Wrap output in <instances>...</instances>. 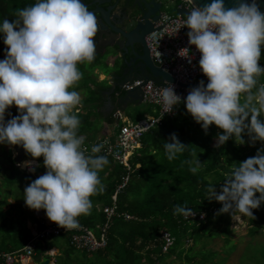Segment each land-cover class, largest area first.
<instances>
[{
    "label": "trees",
    "instance_id": "obj_1",
    "mask_svg": "<svg viewBox=\"0 0 264 264\" xmlns=\"http://www.w3.org/2000/svg\"><path fill=\"white\" fill-rule=\"evenodd\" d=\"M50 2L0 0V61L12 62L22 70L16 80L30 75L43 59L37 45L42 30L26 27H31L36 15ZM180 4L181 0H177L175 11ZM259 18L252 22L258 39L251 65L242 69L228 87L207 89L204 99L190 97L173 115L143 134L140 146L128 159V170L108 156L83 154L80 148L71 150L67 142L59 143L55 139H50L44 157L34 159L39 165L45 163V158L57 165L66 164L67 171L72 169L75 174L72 184L79 190L78 200L88 204L85 209L79 208L58 189L45 190L46 196L65 202L61 215L63 227L77 225L95 232L107 223L106 247L92 253L84 251L95 255L91 264L100 260L104 264H159L171 256L185 259L184 264L193 261L217 264L213 252L208 254L209 258L205 254L193 255L195 242L223 236L226 249H233L229 231H218L220 221L227 222L232 215L242 214L250 223L257 219L264 222V97L255 101L264 93V15ZM76 19L68 15L63 21ZM79 30L73 26L61 32L68 35ZM77 39L83 47L84 38ZM101 83L104 81L94 85L88 99L94 102V110L88 108L90 114L86 108L67 114L59 123V138L67 137L65 134L77 140L83 138L80 144L92 139L97 131V119L102 115L98 106L104 103V92L109 88L107 83L106 86ZM114 92L123 94L120 88ZM104 119L111 124L113 112ZM3 172L7 173L5 169ZM8 176L12 177V184L25 180L29 188L38 184L34 175L15 164H11ZM2 179L5 184V178ZM113 202L115 215L107 220L103 209L111 207ZM189 213L194 217L186 218ZM201 214L203 217L199 218ZM10 224L0 225V231L7 236L1 238L0 247L6 251L8 246L22 248L33 238L25 224L18 221ZM263 228L264 224H260L250 233ZM164 231L173 238L165 252L162 250ZM57 238L65 241L67 252H73L68 233Z\"/></svg>",
    "mask_w": 264,
    "mask_h": 264
},
{
    "label": "rangeland",
    "instance_id": "obj_2",
    "mask_svg": "<svg viewBox=\"0 0 264 264\" xmlns=\"http://www.w3.org/2000/svg\"><path fill=\"white\" fill-rule=\"evenodd\" d=\"M174 4L175 3H169L164 0L162 12L174 15L176 13ZM259 19V16H253L248 18L246 23H254L259 21ZM62 36V32L58 31L50 34V36L47 38L48 44L40 48L41 55L47 62L45 66L43 65V61L37 68L35 67L33 76L36 77L37 74L40 75L42 86L38 88L36 86L37 84L34 85L30 82L26 83L31 90V98L34 99V103L37 106H34V116L25 118L24 110H18L16 106H11L10 108V105L8 106L7 103H1L0 101V225L10 224L18 221V218L16 217L19 216L18 214L27 211V208L29 207V201H34L36 203L39 201L41 202L42 198L46 197L44 191L48 190L49 188L58 189L62 194L68 195V197L74 200L73 202L76 203L79 208L85 209L88 206L84 200H78L79 197L77 193L79 190L76 184H72V181L76 178L75 174L71 172L72 169L71 171L68 170L65 172V166H58L53 160L49 161L45 158V163L40 165V169L44 167L45 171H48L45 178L46 187H44V189L41 188V183H38L33 188H29L26 184L27 180H25L26 182L23 181V183L12 184L14 181L11 180L12 177L10 178L8 176V172L11 170V164L16 163L14 158H11V151L9 152L7 150L15 142L20 141V139H24L27 144V153L24 158H30L33 160L45 156L47 149L50 148V139H55L59 143L62 141L67 142L71 150H79V148L81 149L82 145L84 144H80L82 142L81 138L77 140L71 134H69L71 135L70 137H68V134H65L67 137L63 136V138H59L58 134L60 132L58 127L61 121L58 114L52 113H54V110H59L61 112L65 111L66 113L68 112V109L71 108L70 106L62 105L61 102L54 101L57 100V96L59 94H62V100L66 99L68 100V103L73 105V103H71L73 100L72 97L77 95L76 92H73L74 88L76 89L78 87H82L80 90H84L86 82L88 83L89 87L91 84L92 86L98 84L95 81L98 76L96 74L93 75L94 70H96V72L103 73L104 75H108V72L112 71V67L111 65L109 67L107 66V54L104 56L106 57L107 62L94 59V57L85 53L76 43V41L74 42L72 40V38L67 37L66 39H61L60 37ZM262 39L264 41V33L262 34ZM98 61H100V63H97ZM93 64H95V66L91 68ZM3 65L5 68L4 72H6L7 65L5 63ZM101 85L106 86V81L101 83ZM43 88L48 91V95L46 94V97L43 95ZM88 89L89 88H87V90H85L83 93L84 97L86 98L85 100L91 98V88L89 90ZM23 97L24 99L27 98L28 93L25 92ZM263 97L264 93H261V95L255 99V101H259ZM24 99L21 98V101L23 100L25 102ZM146 105L152 109L155 108L152 105L143 102L137 107L127 108L125 113L123 112L122 115L127 117L128 122L134 123L136 121L132 120L140 117L142 109L144 110L147 108ZM45 108L48 112L43 114ZM9 110L14 111L12 115L14 120L10 125H8L7 121L2 118V113ZM118 124L123 125L124 122L119 121ZM91 140L92 139H90V141ZM19 168L22 170L21 167ZM4 169L7 171L5 174L3 172ZM2 178H5V184L2 183ZM79 178L82 179L83 177L80 176ZM34 179L35 183H37L38 178L35 174ZM84 179L82 181L86 182ZM89 182L92 183L93 181H88L87 183ZM99 189L100 188L97 186L96 190L98 191ZM39 190L41 191L38 198L33 200L35 197L34 195ZM9 198L18 201L25 200L26 198L27 201L23 203V206H16L17 208L11 206L7 211V209H5L6 206L11 203ZM99 207L100 205H97V208ZM30 211L31 210H29V212ZM249 221H251L249 218L239 214L232 215L227 222L220 221V224H218L219 232L224 229L229 231L231 243L235 245L233 249L229 247L226 249L224 237L219 236L213 240L202 241L201 243H199V241L195 242L193 252L196 254L193 255L205 254L206 257L209 258L208 254L213 252L216 256L213 260L217 264H264V228L262 230L257 229L258 231L254 232L253 234L250 233L251 229L255 230L256 227H259L260 224L263 225L264 222L262 219H257L251 223ZM5 238H7V236H5ZM188 244L191 245V242ZM34 246L36 247L34 252L37 253V256L32 257V259L37 264L41 263L38 262L40 261V255L43 254L44 246H46L47 249L55 248L58 250L57 256L54 257L55 264H70L72 259L78 260L79 263L85 262V264H91V262L95 259L94 254L88 258L84 251H74L73 256H70V259L67 258L66 254H69V252H64L67 245H65V241L62 238H52V242L50 243L38 241L34 244ZM84 258L88 259L85 260ZM194 262L195 261H193L192 264H194ZM94 263L104 264L105 261L100 260V262L95 261ZM184 263L185 259H179L176 256H171L159 264Z\"/></svg>",
    "mask_w": 264,
    "mask_h": 264
},
{
    "label": "built area",
    "instance_id": "obj_3",
    "mask_svg": "<svg viewBox=\"0 0 264 264\" xmlns=\"http://www.w3.org/2000/svg\"><path fill=\"white\" fill-rule=\"evenodd\" d=\"M179 7L189 12L191 16L189 25L185 27V19L181 16L163 12L159 20L155 22L153 32L146 35V46L153 62L176 82L182 84L201 82L211 72L219 55V49L232 36V32L211 21L189 0H181ZM257 39L258 33L254 24L245 22L237 40L222 56L212 89L228 87L242 69L251 65L254 58L252 51L256 47ZM136 87L141 89L142 102L156 108V115L139 119L134 123L124 122L123 125L118 126L113 137H102L84 143L81 147L83 154L108 156L128 170V159L140 146L143 134L160 124L163 118L173 115L177 108L190 97L198 96L204 99L207 96V90H191L181 88L176 84L143 82L139 79L121 85V88L126 91ZM120 116L119 112L113 114V117L118 120ZM15 166L19 168L21 164L16 163ZM33 166V164H28L23 170L32 175ZM56 203L60 205V200ZM112 204L111 207L103 209L107 220L115 215L114 202ZM61 215L55 222L46 224L37 230L23 248L12 252L0 251V264H23L25 257L32 255L36 241H45L64 233H69L68 243L73 249L96 252L106 247L107 223L96 237L92 231L82 226L63 227ZM185 217L191 218L194 214L189 213ZM202 217L203 214L199 215V218ZM162 239L163 251H165L173 238L169 232L164 231Z\"/></svg>",
    "mask_w": 264,
    "mask_h": 264
},
{
    "label": "water",
    "instance_id": "obj_4",
    "mask_svg": "<svg viewBox=\"0 0 264 264\" xmlns=\"http://www.w3.org/2000/svg\"><path fill=\"white\" fill-rule=\"evenodd\" d=\"M70 3L74 6L75 11L82 13L83 21H81V26L83 28L90 27L93 29V19H88V15L91 13H98L97 26L101 29H105L111 34H115V30L112 29L111 23L108 22L106 18L102 16L108 15V9H104L99 5L101 3H107L109 0H93L89 5H96L95 9L92 12H87L86 7L89 5L85 0H69ZM161 1V0H160ZM164 2V0H162ZM169 3H175V0H165ZM201 13H203L207 18H209L214 23L223 26L229 29L232 32V36L223 44L219 49V55L216 59V62L211 70V72L204 77L201 82H193L191 84H182L176 82L168 73L163 71L158 67L149 55V51L143 41V38L149 33L153 32L155 22L159 20L160 14H156L151 9L153 7L151 1L145 2L142 9V20L143 26H137L135 29L121 33L122 43L118 45V49L122 51L123 55L128 53L132 55L131 63L126 65L127 71H123L121 76H124L127 82L139 79L143 82L152 81L154 83L162 84H176L181 88H188L191 90H207L213 87L216 79V71L221 65L222 56L225 54L229 48L234 44L242 31V26L246 20L253 16L264 15V0H189ZM158 4V3H157ZM160 4V3H159ZM160 6V5H157ZM65 13V5L60 0H51L50 4L42 9L39 16L37 15L33 21L31 27H26V29L39 28L43 29L42 21L45 17H49L53 20H61ZM176 15L181 16L185 19V27L190 23L191 16L187 10L183 7L176 8ZM77 22H55L53 28H50L48 31H45L43 34L39 35L37 39V45L39 46L43 40V36H48L54 32L59 31L60 29H65L71 26H74ZM17 29H20V26H17ZM120 33V32H118ZM140 42L138 41V39ZM140 46V50L137 49V45ZM113 44H107L108 55L112 54ZM103 54V53H102ZM115 87V86H114ZM115 88H112L109 92L110 95L114 93ZM120 99L129 103L131 100L137 101L138 103L142 102L141 89L139 87L124 90V94L120 96ZM12 143V142H11ZM7 151H11L15 163H20L21 167L24 168L28 164H33V172L36 176H39V167L37 161L26 160L24 159L27 153V144L26 142H15ZM52 215L55 214V205L52 206ZM52 239H47L46 242H50ZM42 264H49L48 260H44Z\"/></svg>",
    "mask_w": 264,
    "mask_h": 264
},
{
    "label": "crops",
    "instance_id": "obj_5",
    "mask_svg": "<svg viewBox=\"0 0 264 264\" xmlns=\"http://www.w3.org/2000/svg\"><path fill=\"white\" fill-rule=\"evenodd\" d=\"M175 4H176V0H175ZM174 4V5H175ZM67 37H70L72 38V40L79 45L80 48H82L81 46V43L78 41L77 37H74L73 35L71 34H68V35H63L62 37H60L61 39H66ZM48 37H44V39L41 41L40 45H39V48L41 47H44L48 44V40H47ZM41 50V49H40ZM103 56V54L101 55V57ZM93 57V56H92ZM98 60H103V61H106V57L104 58H98ZM44 61V62H43ZM107 66L109 67L111 65L112 67V71L108 72V75H104L103 73H100V72H96V70H94V74L93 75H97L98 78L95 79V81L97 83H100L101 81H106L107 85L109 86L108 88V91L104 92V97L106 98L104 103L101 105V106H98V109H100L102 115L98 117L97 119V122H96V126H97V131L95 133L94 136H92V140H96V139H99V138H102V137H113L116 132H117V128L118 126H120L118 123L119 121L121 122H128L127 121V117L126 116H123L122 113L126 111L127 108L131 107H137L139 106L141 103H138L137 101H134V100H131L129 103H125L123 102L121 99H120V96H122L124 94V90L121 89L120 87V84L122 83H125L127 82L126 79L124 76H121L122 72H123V69L124 68H127L125 63L122 62L121 65H118V64H115V62H112V59L110 57V55L107 56ZM106 61V62H107ZM43 62V65L45 66L46 64V60H44V57L43 59L41 60V62H39V64H37L36 68L40 65V63ZM6 64L7 67V71L4 72V65L3 64ZM97 63H100V61H98ZM96 63V64H97ZM95 66V64H93L91 66V68H93ZM3 67V68H2ZM35 72V68L32 70V72L30 73V75L20 79V80H16L17 77L20 76V74H22V70L19 69L14 63L12 62H6V61H0V101L1 103H7L8 106L10 105V108L11 106L14 107L16 106V108L18 110H24L25 111V118H28V117H32L34 116V113H35V109H34V106H36V104L34 103V99L31 98V90L29 89V87L27 86V82H30V83H33L34 85L37 84L36 86L38 88H40L42 86V81H41V78H40V75L37 74V78L35 76H33ZM36 74V73H35ZM119 76L118 78H116V76ZM118 84V87L116 89H121V91L123 92L122 95H119L118 92H114L112 95H113V99L111 100V98H108L106 95V93H108L109 96H111L109 94L110 90L112 88H115L114 87V84ZM82 87H78V88H74L73 89V92H76L77 95L72 97L73 100L70 104L68 103V100H62V94L58 95L57 96V100L54 101V102H61L62 105L64 106H70L71 109H68V112L65 113L64 112H61L59 110H54V113L52 114H58L59 116V119L60 121L64 119V117L71 113L72 111L74 113H77L81 110H87L89 111V109H92L94 110V102L92 100H85L86 98L84 97V91L87 90V88H91V91L93 90L94 88V85L92 86V84L88 85V83L86 82V85H85V88L84 90H80ZM88 89V90H89ZM44 92H43V95L46 97V94L48 93V91L43 88ZM115 91V90H114ZM25 92L28 93V97L24 99V94ZM48 95V94H47ZM21 98H23L25 100V102L22 100L21 101ZM112 101V102H111ZM147 106V105H146ZM89 108V109H88ZM46 109V108H45ZM46 111V110H44ZM91 111H89V114H90ZM116 113V112H119L120 113V119H115L113 117V122L111 124H107L105 122V116L110 114V113ZM14 113V111L12 110H9V111H6V112H3L2 113V118L4 117H8L6 118L5 121H7L8 125L12 124L13 123V120H14V117L12 116ZM47 113V112H46ZM45 112H43V114H46ZM155 108L152 109L151 107L147 106V108H145L144 110L142 109V112L140 114V117L137 118V119H134L132 121H137L139 119H143V118H147L149 116H154L156 115L155 114ZM9 114V115H8ZM146 116V117H145ZM12 117V118H11ZM97 117V116H96ZM90 120L91 122L93 123L94 122V116L91 115L90 117ZM131 121V120H130ZM83 140V138H82ZM84 141V140H83ZM18 142H25L24 139H20V141ZM10 143V142H9ZM86 143V142H85ZM11 158H13V154H11ZM25 159V158H24ZM26 160H30V161H33V159H30V158H27ZM43 162L40 164L42 165ZM38 167L40 166L38 163H37ZM65 166V172L67 171V166L66 164H58V166ZM22 171L23 168L21 167ZM47 172L48 171H45V168L42 167L40 169L39 167V176H36L38 179V183H41V185H45L46 184V175H47ZM64 172V173H65ZM63 173V174H64ZM34 175V173L32 174ZM23 183V182H22ZM28 186V184H27ZM40 191H37L36 194L34 195V199H37L39 194H40ZM47 194V192H46ZM45 194V195H46ZM27 199H29L28 197H26ZM25 198V200H22V201H18V200H13L11 198L10 201L11 203H9L5 209H9V207L11 206H14L15 208H17L16 206H23V203H25V201H27V199ZM57 200H60V205H58L56 203ZM3 204V203H1ZM55 205V214L52 215V206ZM65 206V202L62 200V199H53L52 197L50 196H46V197H43L42 198V201L36 203L34 201H29V207L27 208V211L24 212V213H21V214H18L19 216L16 217L18 218V222H20L22 225L25 224V227L28 231H30L31 235L33 236L34 233L41 229L44 225L46 224H51L53 222H55L57 219H59V215L62 214V211L64 210L63 207ZM29 210H31L29 212ZM4 211V210H3ZM29 213V215H28ZM36 214V215H35ZM17 215V213H16ZM31 215V216H30ZM17 222V221H16ZM11 224H14V223H11ZM93 234L97 237L98 234H99V230L97 231H92ZM6 235V232H1L0 231V244H1V238ZM69 235V233H68ZM56 238V237H54ZM52 242V240L50 241ZM48 242V243H50ZM47 243V242H46ZM10 246H8V250L6 251L5 249H2L0 247V251L2 252H12V251H15V250H18V249H9ZM23 248V247H22ZM21 249V248H19ZM43 254L40 255L39 257V262L38 263H42L44 260H48L49 261V264H55V260H54V257L57 256L58 254V250L55 249V248H49L47 249L46 246L43 247ZM36 250V249H35ZM35 250H33V254L31 256H28V257H25L24 261H23V264H37L35 263V261L32 259V257H36L37 256V253L34 252ZM67 251V248L65 247V250L64 252ZM74 251H80V250H77V249H73V252ZM73 252L69 253V254H66L67 258L70 259V256H73ZM88 252V251H86ZM88 253H91V252H88ZM88 258H90L92 256V254H86ZM88 258H84L85 260L88 259ZM82 261V260H81ZM40 263V264H41ZM79 261L76 260V259H72L70 264H78ZM79 264H83V262H80Z\"/></svg>",
    "mask_w": 264,
    "mask_h": 264
},
{
    "label": "flooded vegetation",
    "instance_id": "obj_6",
    "mask_svg": "<svg viewBox=\"0 0 264 264\" xmlns=\"http://www.w3.org/2000/svg\"><path fill=\"white\" fill-rule=\"evenodd\" d=\"M65 5V13L64 17L61 20H53L49 17H45L42 21V34L45 31H48L50 28H53L52 22H61V23H67L69 21H63L68 15H74L77 17L76 21H70V22H77L74 26L79 27V31L70 32L69 34L73 35L74 37L82 36L84 38V45L81 48L85 53L91 55L94 57V59L103 58L106 54L108 56L107 50V44L111 43L113 44V51L112 54H110V57L112 59V62H115V64L121 65L122 62L127 65L128 63H131L130 60L132 59L131 54L123 55L122 51L118 49V45L122 43L123 39L121 36V33H125L128 30L135 29L137 26L142 27L143 22L145 20H142V7L145 2L151 1L153 7L152 11L156 12V14H162V6L163 1L161 0H109L107 3H101L99 6L108 9V15L102 16L103 18H106L108 22L111 23V26L113 27L116 32L115 34H111L105 29H101L97 26V18L99 16L98 13H91L88 15V19H93V29L90 27L83 28L81 26V21H83L82 13L79 11L74 10V6L70 3L69 0H60ZM93 0H85V2L89 5ZM177 1V0H176ZM158 3V4H157ZM160 3V4H159ZM160 5V6H157ZM96 5H89L86 7L87 12H92L95 9ZM42 11V10H41ZM40 11V12H41ZM40 12L37 14L39 16ZM36 15V16H37ZM32 26V25H31ZM73 27V26H71ZM70 28V27H68ZM39 29V28H38ZM63 29V28H62ZM60 29L58 32H61ZM41 30V29H40ZM120 32V33H118ZM41 35V34H40ZM43 36V37H49ZM146 37V36H145ZM145 37L143 38V41L145 42ZM44 39V38H43ZM140 42L139 38H137ZM141 45H137V49L140 50ZM147 47V46H146ZM103 53V56L101 57ZM105 58V57H104ZM123 71H127V68H124ZM119 76L117 75L116 78ZM122 84H120L121 87ZM115 88L118 87V84H114ZM122 89V88H121ZM107 97L110 98L108 93H106Z\"/></svg>",
    "mask_w": 264,
    "mask_h": 264
},
{
    "label": "clouds",
    "instance_id": "obj_7",
    "mask_svg": "<svg viewBox=\"0 0 264 264\" xmlns=\"http://www.w3.org/2000/svg\"><path fill=\"white\" fill-rule=\"evenodd\" d=\"M54 237H58V236H54ZM54 237H51V238H48V239H52V238H54ZM47 240V239H46ZM46 240L45 241H41V242H45L46 243ZM36 242H38V241H36ZM35 242V243H36ZM34 243V244H35ZM24 247V246H23ZM36 249V247L33 245V250H35ZM167 249V248H166ZM162 250H163V246H162ZM166 251V250H165ZM165 251H163V252H165ZM33 254V253H32ZM42 255V254H41Z\"/></svg>",
    "mask_w": 264,
    "mask_h": 264
},
{
    "label": "bare ground",
    "instance_id": "obj_8",
    "mask_svg": "<svg viewBox=\"0 0 264 264\" xmlns=\"http://www.w3.org/2000/svg\"><path fill=\"white\" fill-rule=\"evenodd\" d=\"M237 218V217H236Z\"/></svg>",
    "mask_w": 264,
    "mask_h": 264
}]
</instances>
